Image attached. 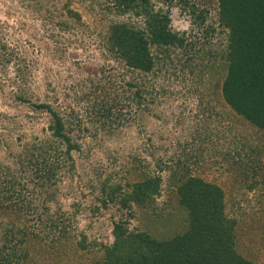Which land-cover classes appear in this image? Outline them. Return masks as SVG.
Returning <instances> with one entry per match:
<instances>
[{"label": "rangeland", "instance_id": "374dc122", "mask_svg": "<svg viewBox=\"0 0 264 264\" xmlns=\"http://www.w3.org/2000/svg\"><path fill=\"white\" fill-rule=\"evenodd\" d=\"M65 1L0 0V259L6 252L16 258L12 264H86L101 257L102 245L113 239L112 220L127 212L103 204L105 189L159 173L164 184L157 206L163 207L176 201L166 187L165 166L180 158L192 173L222 184L226 210L237 220L238 252L264 264V132L222 98L226 65L219 50L226 32L216 24L217 0H188L216 28L205 36L189 8L179 1L171 6L172 29L192 44L159 55L153 72L144 75L123 69L105 48L103 32L119 19L106 9L107 0H74L72 8L81 14L75 22L63 13ZM124 19L141 20L128 14ZM198 49L218 56L202 60ZM126 75L145 79L152 93L142 104L120 101L106 120L92 106L101 92L98 80H114L118 87ZM45 101L73 122L79 149L72 151L74 170L67 164L41 188L17 155L24 144L49 136V113L32 106ZM235 150L248 157L230 163L239 159ZM5 165L17 170L10 173L14 177ZM7 180L14 195L6 191ZM133 211L129 228L144 229L140 210L134 205ZM49 215L64 221L65 233L53 234L40 221ZM83 236L85 248L77 243Z\"/></svg>", "mask_w": 264, "mask_h": 264}, {"label": "trees", "instance_id": "16d2710c", "mask_svg": "<svg viewBox=\"0 0 264 264\" xmlns=\"http://www.w3.org/2000/svg\"><path fill=\"white\" fill-rule=\"evenodd\" d=\"M177 1L190 9L204 36L216 31L214 26L204 23L202 10L188 0H107L106 9L119 17L110 20L103 32L105 48L114 61L132 73L150 74L159 55L167 56L172 47L191 45L183 34L171 27L170 8ZM73 2H64L63 13L69 21H80L81 14L72 8ZM217 5V27L226 32L225 46L219 50L226 65L221 83L222 98L235 114L264 132V0H217ZM126 14L141 20L138 24L125 20ZM59 25L67 28L68 22L61 20ZM197 51L202 60L218 56L213 50ZM137 76L126 75L118 87L114 80L99 78L101 92L92 100L95 113L111 120L120 101L142 104L152 92L145 79ZM18 98L27 100L22 94ZM32 106L49 113L50 134L24 144L17 160L22 170L28 168L35 172L40 180L36 183L43 188L53 183L67 164L74 170L72 151L79 149V145L71 136L73 122L69 117H64L46 101ZM242 151L235 150L239 159H228L230 163L248 157V152ZM187 163L179 158L173 165L165 166L166 187L174 193L176 201L168 199L163 207L157 206L164 184L159 173L145 174L124 187L116 185L105 189L103 204L109 201L119 205L127 211L126 217L112 220V242L102 245L101 257L86 264H261L245 258L236 248L237 220L226 210L222 184L192 173ZM4 167L8 174L17 172L12 166ZM7 183L6 191L14 195L12 182L7 180ZM134 205L147 223L144 229L128 226L130 218L135 216ZM39 219L53 234L65 233L63 220L58 222L51 215ZM63 235L58 234V237ZM77 243L82 248L87 247L84 236ZM2 246L7 247L6 243ZM15 260L14 254L6 252L0 264H12Z\"/></svg>", "mask_w": 264, "mask_h": 264}]
</instances>
